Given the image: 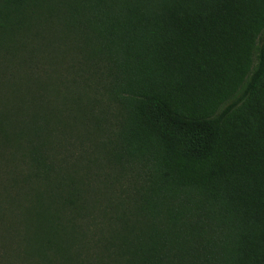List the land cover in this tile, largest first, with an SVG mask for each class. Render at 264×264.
Listing matches in <instances>:
<instances>
[{"label": "trees", "instance_id": "trees-1", "mask_svg": "<svg viewBox=\"0 0 264 264\" xmlns=\"http://www.w3.org/2000/svg\"><path fill=\"white\" fill-rule=\"evenodd\" d=\"M0 51V169L56 179L75 218L96 186L80 249L264 264V0H0ZM118 167L138 171L125 209L99 175Z\"/></svg>", "mask_w": 264, "mask_h": 264}, {"label": "rangeland", "instance_id": "rangeland-1", "mask_svg": "<svg viewBox=\"0 0 264 264\" xmlns=\"http://www.w3.org/2000/svg\"><path fill=\"white\" fill-rule=\"evenodd\" d=\"M3 53L0 51V54ZM39 107L58 109L61 105ZM81 145L75 144L68 150L69 153L75 154ZM7 157L15 158L10 154L1 158ZM111 169L106 173H99L106 180L105 202H124L125 209L128 202H134L138 171L133 167ZM79 172V169H61L56 174L57 180L64 184L79 182L82 175ZM55 182L56 179L48 178L41 188L31 181L22 186L17 178L9 176L6 169H0V264H104L106 260H111L112 254L102 249L95 255L88 249L78 247L81 239L92 236L95 228L94 225H89L91 218L87 216V212L96 211L98 203L103 202L96 186L90 187L83 214L75 218L57 200ZM8 183L15 184L10 197L6 188ZM75 198L78 202H86L79 191ZM37 244L51 248L50 253L35 250Z\"/></svg>", "mask_w": 264, "mask_h": 264}]
</instances>
